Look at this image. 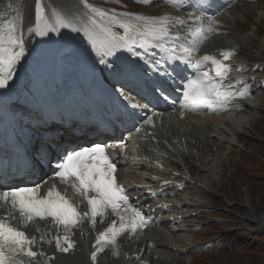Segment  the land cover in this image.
<instances>
[{
    "label": "snow or ice",
    "instance_id": "6c2138e0",
    "mask_svg": "<svg viewBox=\"0 0 264 264\" xmlns=\"http://www.w3.org/2000/svg\"><path fill=\"white\" fill-rule=\"evenodd\" d=\"M138 2L142 5L152 4V0ZM168 2L173 7L178 6L177 0ZM82 7L86 11L79 15L71 11L65 14L53 8L50 16H46L42 0H35V28H29L28 31L36 37H47L53 32L59 33L61 29L82 32L99 58L98 62L104 66L102 71L107 70L114 77H125L137 72L136 68L129 66L137 63L136 61H129L128 65H124L109 59L117 57L121 49H126L136 57L141 55L139 49H147L149 46L160 49L167 57L165 63L172 60L194 70L193 78L182 85L183 98L180 107L184 110L224 111L233 99L251 94L248 87L236 90V84L241 83L240 80L225 83L232 69L224 61L234 55L233 51H222V59L210 54L203 55L199 60L194 58L197 46L215 31L213 22H207L205 26V18L195 17L192 21L195 27H189L191 40L188 41L180 35L174 36L170 31L173 27L187 25L184 20H174L167 15L155 17L129 12L118 13L93 7L87 2L83 3ZM120 30L124 32L123 36L117 35ZM18 32L19 28L14 19H6L0 24V89L9 86L16 66L26 58L27 49L22 35ZM169 43L171 47H166ZM145 63L147 64V61ZM160 64V60L152 61L147 68L141 70L142 75L151 79L148 74L152 73L159 79L161 71L167 74V70L161 69ZM151 91L155 94L157 88H152ZM121 95L126 101V106L132 110H140L132 112V115L139 116L140 112L147 110V104L137 102L127 93L122 92ZM156 115L160 114L152 112L142 119L145 124L152 125ZM135 130L140 131L139 128ZM124 146L126 143L122 141V150ZM110 148L111 145L106 143H93L78 149H66L56 158L53 176L86 200L88 211L84 213L79 212L64 194L57 191L55 185L44 196L40 195L39 183L5 188L0 191V202L10 204L13 211L19 212L25 223L51 218L54 225L63 228V237H55V247L63 253H68L75 247L74 241L70 239L72 230L79 227L84 218H90L94 226L97 217L103 222L104 216L110 211L116 219L96 235L90 259L92 264H97L98 256L108 250L118 256L120 237L125 233L136 234L143 230L149 220L140 209L131 204L125 187L117 181V165L109 151ZM43 240L41 237V241ZM35 244V237L30 238L24 231L13 227L6 218L0 219V264H38L37 257L44 256V253L33 251Z\"/></svg>",
    "mask_w": 264,
    "mask_h": 264
},
{
    "label": "bare ground",
    "instance_id": "6f19581e",
    "mask_svg": "<svg viewBox=\"0 0 264 264\" xmlns=\"http://www.w3.org/2000/svg\"><path fill=\"white\" fill-rule=\"evenodd\" d=\"M46 1L49 2L51 0ZM54 1L56 3L53 2V4L55 7H57L58 11H66L67 9H69V11L72 10V7L70 5H67L70 3V0H64L62 1V4L59 3V0ZM73 1L78 5L79 8L82 7L81 0ZM162 1L168 6V9L171 11L162 12L159 14L153 13L152 15H154L155 17L167 15L172 17L174 20H184L187 22V24L194 26V24H192V21L195 17L186 14L184 10L178 9L181 4H183L182 0H177L178 6L176 7H173V5L168 2V0ZM241 1L242 0H238L220 20L211 21L213 22V27L215 28V31L213 32L214 38L211 40L212 42H206L200 49L208 46L207 49L213 48L214 50H216V52L220 53L227 50L235 51L238 49L240 44L244 45V42L238 36H230V34L226 35L224 33V29L229 30V26L232 27V22H228V20H226L227 18L230 17V21L233 22H244V15L247 14V12L243 14V11L245 10V6L248 5V3H241ZM6 9L7 10H4L5 12L3 15L0 14V24H2L6 19H14L19 28L18 34L22 35V26L24 21H26L25 11L27 10V4L15 5L13 7L6 6ZM225 11L226 10H224L223 12ZM145 16H151V13ZM120 31L123 32V30ZM170 31L174 36L177 34L181 36L183 34V30H181V27L179 26L171 28ZM220 33L222 34V37H227L229 38V40H225L224 38L220 37ZM184 35L186 34L184 33ZM82 38V36H79V38L75 37V41H69V39L65 36L57 38L53 33H51L47 37L35 36L32 49H30V44L26 46V58L23 60L26 61L29 54H31V58L38 59L33 72L29 74L25 79H23L20 84V86L24 90H26L30 98L34 97L44 89H57L63 82L62 78L65 72L72 69L77 63H79V61L77 60L78 57H82L83 59H88L91 57L98 58L96 57V54L92 51V49L88 50L79 45L78 40ZM23 40L25 42V36ZM169 45H171V43H169ZM128 54L129 52L126 49H123L124 56H120L118 58L111 57L109 59L113 60L114 58L116 64H122V58L128 57ZM227 62L232 70L229 72L225 83H232L236 80L241 81V77L232 79L233 70L235 68L234 57L232 56L229 60H227ZM238 64L240 65L241 63L239 62ZM109 73L111 76H113L111 72ZM109 81L113 82V79H109ZM239 84H236V88ZM243 89L244 88H242L241 90ZM127 91H129L130 94L134 92L132 89H129ZM252 96L253 94H250L242 98L238 97L239 100H232L229 107L238 108L237 111L230 112L233 115L232 117L237 118L240 114L242 115V113H240L239 111V108L241 106H243L246 110L243 112V114L246 116L250 115L251 117L259 108L264 109L263 107H261V105H259L261 102V98L255 99L254 102L253 100H250L253 103H245V101L250 99ZM182 112L185 113V111ZM227 114V111H224L219 114L218 117L204 118L184 115L180 120L176 115L172 114L171 116H166L159 122H156L157 126L154 125V122L152 125L147 124L144 130L142 132H139V138L141 142L138 143V148L142 150V154H139L137 162H133L131 156H133L135 153L136 147L134 143L130 147V153L128 154V156L121 161L120 172L130 189L135 188L134 185L137 186V188L133 192V195L136 197V200L144 202H142V204L145 210H148L151 207L149 206L147 208L149 204L155 205L161 199H163L165 202H167L166 207L168 209H171V212L168 211L167 214H172L170 216H174L173 212H175V214L181 213V210L184 206H178L177 201H182L186 186H190L195 189L193 195L191 196L192 198L188 201L194 199L196 204L203 203L202 201L205 197H199L198 195H195V193L199 194L202 192L201 190H212L214 187L212 183L216 181L214 183L216 185V183L220 181V179L222 180V174L225 167L224 164L226 165L227 162L228 164L230 163V158L226 157V160L223 159L225 158L223 156L225 151L229 149L228 152H226L228 156L230 152H232V144L234 143L232 141L230 148L225 150L223 145H228L230 142V140L227 138H230V135H233L234 141L238 142L242 137V135H240L239 133L242 134L244 130L247 131V129H250H241L245 123L248 125V127H250V117H247L245 121L241 119L233 120L230 117H226ZM186 119H189L191 121L187 122ZM180 121L181 125L178 126L177 124ZM235 127H238L237 131ZM147 130H151V134L147 135ZM152 137L156 140V142L151 139ZM186 138H188L189 140H192V138H194V143L202 145L203 147L193 146V148H191L188 146V148L186 146ZM212 147H214V151L221 154L220 158H222V160L220 162V166L218 162L215 164V166L211 165L215 163L214 160L216 161V158H214V163H211V159L215 155ZM156 151H161L163 153V156L157 155ZM150 152H152L155 156H157L164 162L161 167L152 165L148 161V159L144 158L147 157ZM165 160H169V166L171 167V160L176 161L177 165L179 166H188V172L190 173V176H192V173L194 174L193 179H191L193 181V184L189 183L187 185L186 183L181 190H176L175 185H171L170 187L161 190V188L158 187L157 182L171 180L173 176L171 168L167 165ZM219 160L220 159H217V161ZM191 165H195V167H191ZM197 165L199 166L198 168ZM195 170L197 171L196 173H194ZM201 173L205 174L204 177L206 179L199 181L198 179H200V177L197 176L198 181L195 180V175ZM136 179H140L141 181L146 183L148 188L143 190ZM127 180H130V183H127ZM210 187H212V189ZM68 189H70V187H68L66 190L67 192L72 193ZM152 193L156 194L152 195ZM72 194L75 195L76 193L73 191ZM219 195L222 198L226 199V196H223L222 193ZM152 197H154L153 200H151ZM183 201L185 200L183 199ZM228 202L232 203V201L226 199L225 203L228 204ZM205 208L208 209L209 207L206 206ZM196 211L199 210H194V212ZM1 212L3 214H6L8 218L16 219V215L13 213L9 214L8 210H2ZM251 215L252 221L256 223V225H258V227H256V230L264 231V216L258 214L255 210L251 212ZM192 217L194 216L189 215V218ZM12 223H14V221H12ZM100 225H103L101 219L99 220V222L95 223V228H98ZM17 226L18 228L23 230L30 238L35 237L36 244L33 246L34 250L38 253H44V256L37 257L38 264H91V261L88 260L89 252L85 253V256H83L82 253H79L83 244L78 234H75L71 238L72 241L77 242V245H75L74 249L71 252L67 254H56L53 248L54 233L48 231V227L45 226L42 222L36 221L28 225L19 224ZM161 226L162 223L160 221V216L158 215L154 219L153 226L146 229L147 233H144L142 237H140L138 243H132L131 239L128 240L126 238H123L119 241V244L122 246L119 259L110 260L108 257L100 258L97 264H126L127 261L129 262V264H180V262L176 260L173 255L183 254L182 252L188 250L189 247H187L186 242L189 239H182L181 236V240L179 237H177L176 241L172 229L169 228L166 224V229L162 230ZM90 227L91 225H82V229L86 234L90 233ZM41 237L44 238L43 241H41ZM47 241H51V243H48ZM90 243L88 244V246H90ZM151 243H154V247L148 246Z\"/></svg>",
    "mask_w": 264,
    "mask_h": 264
},
{
    "label": "rangeland",
    "instance_id": "374dc122",
    "mask_svg": "<svg viewBox=\"0 0 264 264\" xmlns=\"http://www.w3.org/2000/svg\"><path fill=\"white\" fill-rule=\"evenodd\" d=\"M111 1L115 2V0ZM117 1L118 3L126 5L127 8L136 11L144 12V10L151 11L158 8L156 11L158 12L161 9L160 2H155L153 5H142L138 0ZM59 3L62 4L60 0ZM21 4H27L26 21H24L22 26V35L23 38L25 36L24 43L26 45L31 34L28 31L31 28V20L29 17L30 0H0V9H2L0 10V14H4L7 10L6 6L13 7ZM246 12L247 14H245ZM243 14H245L244 22L238 23L240 30L247 31L253 21L260 19V24H255V26H263V29L260 28L259 31L264 37L263 2L261 0H250ZM233 29L235 30L236 28L233 27ZM261 48V41H259L256 50L250 52L251 56L262 55L260 52ZM260 97L263 98H261L259 105L264 108V95ZM247 117H250L251 125L248 127L245 123L241 129H250H247V131L244 130L242 134L239 133L242 135L241 140H239V143L236 142L233 145L232 152H230L229 156L226 154L227 151L223 154L225 157L223 159L226 160V157L230 158V165L228 162L226 165L224 164L222 180L220 179L216 185L214 184L216 181L212 183L215 196L210 191L206 195L203 193L204 200H206L207 205H210L208 207H211V210H216V212L211 213L210 216L201 215L204 213L197 215V221L202 223V229L194 236L195 240H214L213 237L215 235L221 234L223 235L222 241L217 245L215 244L214 247L207 246L206 251L202 255H198L197 258L189 260L191 257L189 255L179 256L178 258L174 256L176 260H189V264H264V240L259 238L264 232L257 233L256 227L258 225L251 218V212L253 210L264 216V109L259 108L252 117L243 114L240 118L245 121ZM230 139L233 140L232 135H230ZM228 146L227 144L223 145L225 150H227ZM214 147H212L213 151ZM214 152L216 155V151ZM220 156V153L217 154L216 161L214 160L215 163L212 161L214 164H211L212 162L210 164L215 166L218 162L220 166L222 160ZM217 159L220 160L217 161ZM204 175V173L197 174L194 179L197 180L198 176L200 177L198 180L202 181L201 179H206ZM190 188L193 191L195 190L192 187ZM193 191L189 195H193ZM221 193L223 196H226L227 200L232 201V207L225 205L226 199L219 195ZM211 216L220 217L223 223L212 224ZM228 228H235V231L233 233L229 232ZM219 245L221 246L220 248L218 247ZM186 262L188 264V261Z\"/></svg>",
    "mask_w": 264,
    "mask_h": 264
},
{
    "label": "trees",
    "instance_id": "16d2710c",
    "mask_svg": "<svg viewBox=\"0 0 264 264\" xmlns=\"http://www.w3.org/2000/svg\"><path fill=\"white\" fill-rule=\"evenodd\" d=\"M259 238H262V240H264V235H261Z\"/></svg>",
    "mask_w": 264,
    "mask_h": 264
}]
</instances>
